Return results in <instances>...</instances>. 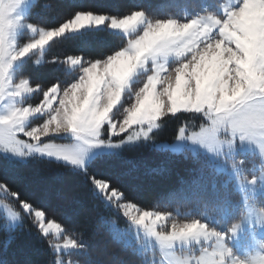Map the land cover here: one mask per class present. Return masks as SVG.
Masks as SVG:
<instances>
[{
  "label": "rangeland",
  "instance_id": "374dc122",
  "mask_svg": "<svg viewBox=\"0 0 264 264\" xmlns=\"http://www.w3.org/2000/svg\"><path fill=\"white\" fill-rule=\"evenodd\" d=\"M4 2L5 0H0V4ZM7 2L11 4L10 10L6 14H0V101H2L0 114L6 113L13 104L17 108L30 107L32 109L29 112L30 118L25 120V126L31 128L46 124L49 129V134L40 139L34 136L31 141L29 138L21 137L29 139L33 144L32 148L23 149L25 156L5 152L17 161L41 158L84 171L86 169L84 165L82 163L73 165L71 158L78 157L81 149H87L90 164L97 156L111 151L107 145L101 144H109L115 135L102 136L99 132L105 123L123 121L124 108L134 102L136 92L143 86L147 76L153 75L159 83L160 72L167 76L177 64L192 57L197 59L199 53L204 50L200 37L186 39L184 34L172 33L152 41L140 60L136 61V64L140 65V70L139 74L135 75L131 87H126V84L122 86L119 78L114 76L110 69L106 70V61L109 57L85 67L79 80L67 89L62 90L58 84L45 89L41 85H34L29 77L21 76L19 71L27 60L33 59L35 65L43 63L45 50L54 39L87 30L108 29L126 39V45L121 51L127 55H135L140 51L143 40L135 47L130 46V41L135 40L142 31L139 33L129 31L120 26L119 18L105 15L88 14L92 18L85 23L80 19L84 13L58 29L43 30L26 20L32 0ZM230 2L235 0H228V3ZM211 5L215 7L214 0L203 2V6ZM165 45L166 57L160 51ZM195 59L192 60L193 63ZM81 64V58H72L69 59L67 68L73 71ZM157 64L160 66L159 70L151 71L157 69ZM89 69L99 78L95 84L91 82ZM229 75L235 74H226L225 79H228ZM27 82H30L28 91L22 95L21 92L24 90L20 85ZM232 83L230 80L229 86ZM117 93L118 101L115 95ZM111 100L117 101L111 113L105 121L97 122L99 112L103 111ZM181 112L203 115V110L196 112L181 109L178 113ZM83 117L87 118V127L81 125ZM204 118L206 122L207 118L205 116ZM159 120L156 121L157 124ZM69 121L77 125L75 133L57 131L61 125L67 127ZM149 127L147 123L142 126L143 129ZM254 127L255 131L245 134L239 130L234 131L231 125L220 126L211 145L208 143L193 145L188 140L158 144L159 149L206 156L216 171L225 175V182L232 184L233 194L222 196L225 205L221 210L210 209L197 220H179L172 214L147 210L146 224L137 227L125 217L130 224L128 231L123 232L125 241L136 245L138 251L145 256L147 264H240L241 259H247L251 264H264V121L257 118ZM0 201L9 202L2 195ZM0 214L4 217L9 230L22 225L24 215L32 216L25 213L19 220L13 222L3 214L2 209ZM140 214H143V210ZM184 215L188 216L190 212ZM35 221L40 228V222L36 219ZM48 224L57 223L47 221L45 218V225ZM181 229L184 231L181 232ZM46 236L53 240V247L70 239L58 235L55 227ZM161 237L170 239L163 241L162 246V243L158 242ZM73 251L75 250L58 254V257ZM54 252L56 253L55 249ZM69 264L75 263L70 261Z\"/></svg>",
  "mask_w": 264,
  "mask_h": 264
},
{
  "label": "trees",
  "instance_id": "16d2710c",
  "mask_svg": "<svg viewBox=\"0 0 264 264\" xmlns=\"http://www.w3.org/2000/svg\"><path fill=\"white\" fill-rule=\"evenodd\" d=\"M207 0H36L26 20L43 30L58 29L77 15L86 13L124 18L132 11L143 10L150 17L186 18L196 14ZM126 39L108 29L87 30L54 39L44 53V61L33 59L20 67L19 74L45 89L58 84L62 90L75 83L88 65L106 60L121 51ZM81 58L82 64L70 71L69 59ZM205 123L200 113L169 114L141 135L115 150L94 158L84 171L55 161L31 158L17 161L0 151V183L9 184L23 197L35 202L46 213V220L59 224L64 236L89 244V253L73 251L80 259L94 262L110 259L113 264H147L134 243H127L124 231L130 224L114 205L106 204L88 190L87 176L110 179L112 186L125 194L141 210L175 215V219L197 220L208 210H221L222 196L233 194L232 184L225 182L202 154L176 153L159 149L161 143H175L179 128L189 132ZM149 128L143 130L147 131ZM140 132L141 129H132ZM119 142L115 136L110 143ZM66 194V199L56 197ZM190 212L186 216L184 213ZM180 213V214H178ZM33 216V215H32ZM32 216L9 230L0 214V264H49L58 254L53 240L42 233ZM118 225L120 235L113 232ZM71 261L75 263L76 258Z\"/></svg>",
  "mask_w": 264,
  "mask_h": 264
},
{
  "label": "snow or ice",
  "instance_id": "6c2138e0",
  "mask_svg": "<svg viewBox=\"0 0 264 264\" xmlns=\"http://www.w3.org/2000/svg\"><path fill=\"white\" fill-rule=\"evenodd\" d=\"M33 7L36 0H32ZM212 6V5H211ZM210 6V7H211ZM92 17L82 14L80 19L85 23ZM148 25L147 35L140 44V51L135 55H127L120 51L106 61V70H111L113 75L119 78L121 85L131 87L136 72H139L136 61H139L144 52L151 46L152 41L162 38L172 33L184 34L186 39L200 37V42L204 44V50L199 53L195 62L185 63L175 77L167 80V87L164 95L168 97V107L162 99L154 101V95L159 96L162 82L167 76L160 75V82L154 79L153 85L135 98L134 106L129 109L126 119L121 122L105 123L99 134L102 136L115 135L119 142L107 145L113 150V155H118L115 150L134 138L143 135L148 137L151 128L158 127L156 121L165 115H176L181 109L194 110L200 112L207 118L198 130L189 132L186 128H179L175 136L177 141H190L193 145L208 143L211 145L215 140L217 130L220 126L231 125L234 131L239 130L245 134L255 131L257 117L248 118L229 117L234 108L247 103V97L243 96L245 89L251 85L253 90L264 87V0H235L224 6L220 16H208L203 19H194L190 23L178 24L175 21L152 25L147 19L143 10L132 11L124 18H120V26L129 31L143 32ZM187 61V60H186ZM234 65V67H232ZM160 68L157 64L158 71ZM132 73L130 76L129 74ZM234 73L239 79L229 86L230 79H225L226 74ZM92 84L98 82V77L89 69ZM229 75L228 77H230ZM147 81H145L146 83ZM21 84L20 88L26 94L28 85ZM239 89V90H238ZM15 88L13 91L15 92ZM126 90V88H125ZM219 92V96L216 93ZM194 94V95H193ZM119 98V93L115 94ZM2 103V101H0ZM87 103V101H85ZM115 100L100 111L96 117L97 122L105 121L112 111V104ZM211 106V110H209ZM30 107L17 108L11 105L6 113L0 114V150L12 153L16 156H25L23 149H30L35 133L25 127V120L29 117ZM147 123L150 127L147 131L142 126ZM81 125L87 127L86 117L81 118ZM77 125L69 121L67 127L61 125L57 131L73 132ZM141 128L140 132L132 129ZM118 129V131H115ZM29 138L22 139L21 137ZM100 145V146H101ZM99 146V147H100ZM43 151V150H41ZM73 165L83 164L85 168L89 165V151L81 149L78 157H72ZM88 190L95 196L102 199L108 205H114L119 209L124 217L137 227L146 224L147 210L141 213L140 207L128 200L125 194L112 186L110 179H99L96 176H87ZM0 195L7 201H0V209L11 221L15 222L23 214L34 215L40 222L41 231L48 235L53 227L57 234L64 235V229L59 224L45 225L46 213L42 208H38L34 201L23 197L21 193L14 190L7 183H0ZM56 197L66 199V194L59 193ZM42 214V215H41ZM193 228L195 225L192 226ZM112 230L117 235L121 231L118 225H113ZM184 230L181 229V232ZM153 234H155L153 230ZM170 239L161 237L160 241ZM173 247L175 244L173 243ZM81 244L75 239H67L63 244H55L54 249L57 254L65 253L69 250L78 251Z\"/></svg>",
  "mask_w": 264,
  "mask_h": 264
},
{
  "label": "clouds",
  "instance_id": "9594fccd",
  "mask_svg": "<svg viewBox=\"0 0 264 264\" xmlns=\"http://www.w3.org/2000/svg\"><path fill=\"white\" fill-rule=\"evenodd\" d=\"M215 7L213 6H204L200 7L198 5V12L196 14H193L191 16H187L186 18H179L175 16H168L165 18H158V17H150L148 16L145 12V15L147 19L151 22L152 25L155 24H160V23H168L170 21H175L178 24H184L185 22H191L194 19H203L208 16H220L222 13V10L225 5L228 4V0H214ZM11 8V4L5 0L4 3L0 4V14H6ZM147 28L148 25L145 26L144 31L141 34H138L136 36L135 40L130 41V46L135 47L141 43V41L144 39V37L147 35ZM161 53L167 56V46L165 45L163 48H161ZM155 58V57H154ZM195 57H192L191 59L187 61H182L181 63L177 64L175 67H173L169 72L167 77L160 82L162 84V87L160 88V94L159 96L154 95V101L158 99H162L165 103V108L168 107V97L167 95H164L165 89L167 87V80L171 77H175L176 74L180 71V69L184 66L185 63H191L192 60H194ZM137 68H140V65H137ZM133 72L139 74L136 72L135 69H133ZM130 76L132 73L129 74ZM156 79L153 75H148L147 76V82L143 84L142 87H140L137 92H136V97H139V94L144 92L145 89H148L153 85V81ZM233 83L236 79H239L238 76L236 75H231L228 77ZM239 90V89H238ZM216 96H219V92L216 93ZM243 96L247 97V103H244L240 106H237L234 108L233 112L229 113V117H235V118H248L249 116H255L261 121H264V87H261L259 89L253 90L252 86L249 85L246 89L245 92L243 93ZM119 98H117L118 101ZM115 101V103L117 102ZM115 103L112 104V107H114ZM135 104V101L128 105L127 107L124 108L123 111V119L127 118L129 109H131ZM209 110H211V106H209ZM175 116V114L173 115ZM26 128L27 125L25 126ZM158 127H160L158 125ZM32 133H35V136L37 139H40L41 137H44L49 134V129L46 127V124L43 126H32L31 128H28ZM87 130V129H86ZM76 132V129L73 130V133ZM39 133V135H37ZM47 147V146H46ZM43 149H40V151ZM23 215V213H22ZM42 215V214H41ZM42 225H40L41 228ZM81 248L78 250V252H83V253H89V244L86 242H81ZM75 257L76 261L75 264H113V261L110 259H99L97 258L94 262H89L83 259H80L79 256L77 255H66V256H61V257H53L50 261L49 264H69L71 261V258ZM240 264H251V262L247 259H241Z\"/></svg>",
  "mask_w": 264,
  "mask_h": 264
}]
</instances>
